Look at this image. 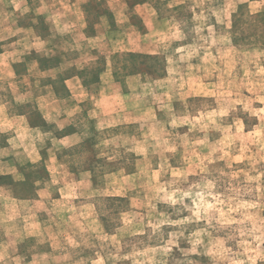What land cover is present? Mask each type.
Wrapping results in <instances>:
<instances>
[{"label":"rangeland","instance_id":"1","mask_svg":"<svg viewBox=\"0 0 264 264\" xmlns=\"http://www.w3.org/2000/svg\"><path fill=\"white\" fill-rule=\"evenodd\" d=\"M0 264H264V0H0Z\"/></svg>","mask_w":264,"mask_h":264}]
</instances>
